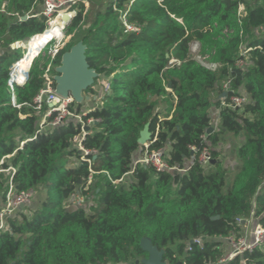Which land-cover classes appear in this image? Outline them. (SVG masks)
Here are the masks:
<instances>
[{
	"label": "trees",
	"instance_id": "trees-1",
	"mask_svg": "<svg viewBox=\"0 0 264 264\" xmlns=\"http://www.w3.org/2000/svg\"><path fill=\"white\" fill-rule=\"evenodd\" d=\"M34 1L0 0V6L5 3L7 13L22 17ZM122 17L136 31L126 32ZM79 21L80 14L66 28L67 36ZM45 22L0 12V161L10 156L0 168L15 170L0 172V210L10 177L18 192L43 188L37 208L24 207L6 218L0 264H141L147 256L142 239L163 250L168 264H216L226 253L224 239L240 235L239 220L253 217L264 226V0H109L101 6L80 40L89 68L110 85L102 106L82 117L99 120L82 143L97 151L88 156L90 166L73 147L80 133L73 118L38 133L47 105L37 111L34 99L43 88L47 61L24 59L26 52L10 47L42 35ZM193 41L200 45L199 57L217 70L192 59ZM75 44L59 50L54 64ZM12 66L19 84L28 72L13 92ZM226 81L248 98L241 109L221 108ZM69 109L78 114L82 105ZM212 109L220 110L219 130L206 134ZM146 125L153 141L149 150H162L166 165L183 172L136 167L124 187V176L144 149L137 140ZM224 133L244 140L229 179L215 150ZM191 147L197 152L191 154ZM204 147L215 159L208 171L197 164ZM88 191L89 209L65 207L71 195L87 197ZM198 239L201 245L194 242ZM225 264H264V245Z\"/></svg>",
	"mask_w": 264,
	"mask_h": 264
},
{
	"label": "built area",
	"instance_id": "built-area-1",
	"mask_svg": "<svg viewBox=\"0 0 264 264\" xmlns=\"http://www.w3.org/2000/svg\"><path fill=\"white\" fill-rule=\"evenodd\" d=\"M81 0H35L30 10L24 15V16H18L17 14H9L5 11V3L0 6V12L4 13L8 16H12L14 19L18 21H24L28 18H45V30L48 28H51L53 23L56 22L58 19L61 20V16L67 14L70 18L67 26L71 23L73 20V17L76 15L77 8L74 7V5ZM74 7V8H73ZM245 16L244 8L242 5H239L237 10V22L239 25H242V20ZM25 17V19H23ZM62 22V21H61ZM122 23L125 27L126 32H132L136 31V28L133 26L127 25L125 18L122 17ZM63 22L61 26V31L63 32ZM66 26V27H67ZM65 27V28H66ZM40 35V34H39ZM38 36V35H36ZM36 36H33L30 38V40ZM29 40V41H30ZM26 41L23 43L17 42L12 44L10 47L11 49H22L24 52L26 50L25 45H29L30 42ZM56 42L55 40H51L45 45L41 46L40 51L38 53L39 57L45 56V52H47V58L48 63L46 65V68L43 71L42 79H43V88L40 91L39 95L34 99V109L37 111H41L43 108V105H47V110L45 113H43L38 133L43 129L45 125L50 127H56L59 125H63L65 120L68 118H73L76 120V122L80 126V133L73 137L72 144L75 149L78 150L80 153V160L83 162H87V164L91 165V160L88 159V156H96L97 151L96 150H87L83 146V141L85 140L86 136L89 134L90 128L99 122V120L96 119H87L84 121L82 119L83 116H86V114L90 113L92 110H95L96 108H100L103 104L104 96L99 95L100 102L99 106H97L95 109H82L81 113H73L70 111V105L73 104L72 98L63 99L56 95L55 93V84L53 81V77L55 75L54 69L59 66L54 64V59L58 53L59 49L57 46L53 45V43ZM192 48V49H191ZM200 49V45L197 41H193L190 45V53L196 52L197 57ZM249 51V50H248ZM240 53H244L242 50ZM237 65L239 67H242L246 65V63L238 62ZM14 66V65H13ZM11 67V71L12 68ZM219 66L217 64H210L209 67H206L212 71L217 70ZM53 70V76H52V70ZM11 71H10V78L8 81V86L10 90L13 92V86L14 85H23L27 81V75L24 80L21 81L20 84L14 83L11 77ZM222 88L224 93L227 96V93L230 92L231 95L228 98V101H224L225 98L221 101V108L222 109H231V110H238L241 109L245 104L248 103V98L244 95L236 94L233 90L230 89V81H226L222 84ZM110 90V85L107 86L105 89L104 94H108ZM94 99H98V94L93 93L91 96ZM102 100V101H101ZM12 104L15 106V101L12 99ZM51 105H54L51 107ZM218 114L220 110H217ZM52 120H49L52 118ZM21 119H24L23 116H20ZM170 118V117H169ZM168 118V119H169ZM211 125L209 128L212 129L211 133L217 132L219 130V117L216 118V120L213 121V117H211ZM162 119H159L161 121ZM208 130V129H207ZM206 130V134H207ZM210 133V134H211ZM203 141H205V136L202 137ZM153 142V141H152ZM152 142H148L144 147L142 153L138 155L132 164V170L126 174L124 177H127L133 173L136 167H153L157 172L162 171H178L183 172V170H178L176 168H169L165 161L163 160V151H151L149 150V146ZM25 142L20 143V149L23 146ZM191 154H194L197 152V149L195 147L190 148ZM6 158H10V156L2 158L0 161V166L4 163ZM221 159V157H220ZM213 162H215V159L211 155V151L208 147H204L200 150L198 157H197V164L198 166L203 169L204 171L210 170ZM188 165H193V160H190L188 162ZM0 172L4 173H10L13 174L15 170L13 168H9L7 170H2L0 168ZM92 181V177L90 176L87 179V184L89 185ZM119 181L114 182V184H118ZM85 192H87V187L84 188ZM34 192L32 191H22L18 192L12 182V178L10 177L8 179L7 183V190L5 194V199L3 206L0 210V230L4 229L5 220L8 217L13 216L19 209L24 207L31 206V203L34 199ZM86 196L82 195L81 193H76L70 196L69 201L71 202V208H82L84 207ZM254 219L253 217L250 218V220H244V224H242L243 220H239L241 225H249L250 222H252ZM195 243L198 245H201L202 240H194ZM224 242L226 244V253L222 259H220L216 264H225L228 261L232 260L236 256H241L245 252H252L253 250L260 249L264 245V226L260 225L259 223H255L251 229L249 237L247 235H244L240 233L239 236H236L234 234L229 235L224 239Z\"/></svg>",
	"mask_w": 264,
	"mask_h": 264
},
{
	"label": "water",
	"instance_id": "water-1",
	"mask_svg": "<svg viewBox=\"0 0 264 264\" xmlns=\"http://www.w3.org/2000/svg\"><path fill=\"white\" fill-rule=\"evenodd\" d=\"M23 19H25V17H23ZM69 20L70 18L67 14L61 16L64 28L67 26ZM85 53L86 46L81 41L77 42L68 52H65L61 56L59 66L54 69L55 75L53 81L56 95L63 99L71 97L73 103L76 105H82L85 101L89 100V98L84 97L85 92L95 84V81L99 77L95 70L89 68ZM166 90L171 91L170 83L166 85ZM225 95L226 94H222L219 98H223ZM52 106L54 105H51V107ZM211 131L212 129L208 128L207 134H210ZM150 139L151 133L149 131V125H146L140 132L137 142L139 146L142 147L145 146ZM244 222L243 220L242 224H244ZM139 245L141 250L147 255L146 258L141 260V264H167L163 259L164 251L157 249L148 239H142ZM136 263H138V261Z\"/></svg>",
	"mask_w": 264,
	"mask_h": 264
},
{
	"label": "rangeland",
	"instance_id": "rangeland-1",
	"mask_svg": "<svg viewBox=\"0 0 264 264\" xmlns=\"http://www.w3.org/2000/svg\"><path fill=\"white\" fill-rule=\"evenodd\" d=\"M108 2H109V0H81L80 2L76 3L74 5V7L78 8V10L76 11V15L73 17V20L77 17V15L80 14L79 23L74 28L73 32L69 36H67L66 35V28L71 25V23L73 21L72 20L71 23L66 28H64V30L62 32V34H63L62 40L54 42L53 45L57 46L59 49L60 48L63 49L70 42H73L74 44L79 42L81 40L83 34L90 27L91 21L93 20L96 11L98 9H100L101 6L106 5ZM80 4L83 6V8H81V9H80ZM119 20H121V17ZM20 52L23 53V50L20 49ZM25 52H27V51H25ZM47 56H48L47 52H45V56L40 55L35 60L40 59V65H42L46 61L48 63V60H46ZM191 57H192V59L196 60L198 63H200L204 67H209L211 64V63H209V61L207 59H203L201 57L198 58L196 52H194V53L192 52ZM26 58H28V56H26V57L24 56V59H26ZM53 75L54 74H53V70H52V76ZM108 85H109V79L108 78H105L104 76L99 77V79L92 86V93H87L84 95V97L89 98V100L85 101V103L82 104V109H95L97 106H99L98 104H99L100 99H101L99 97V95L102 94V96H104V97L107 95V94H104V92H105V89L107 88ZM93 93L98 94V99H94L93 97H91L93 95ZM237 142L240 143V141L238 140V136H235V135L230 134V133H224L220 137V142L218 143V145L215 148L219 149V153H221L222 151L225 152L227 155V158H232L235 155V152H236L237 147H238ZM236 168H238L237 164L235 166H233V168L228 167L227 179H229V175L232 172H234L236 170ZM7 174H10V173H7ZM128 183H129V177L127 176V177H125V179H123L121 184H123L124 187H127ZM33 194H34V199L31 203V207L37 208L40 205L41 199L43 197V188L40 186L39 188H37L34 191ZM92 198H93L92 192L88 191L87 197H86L85 202H84V208L85 209H89V206H91L93 204ZM65 207H67V208L72 207L71 202L69 200H67ZM248 220H250V219H248ZM255 223H256V221L253 220L252 222H250L249 225H241L240 233L247 235L249 237L251 229ZM225 247H226V244H225ZM166 263L168 264V262H166Z\"/></svg>",
	"mask_w": 264,
	"mask_h": 264
},
{
	"label": "bare ground",
	"instance_id": "bare-ground-1",
	"mask_svg": "<svg viewBox=\"0 0 264 264\" xmlns=\"http://www.w3.org/2000/svg\"><path fill=\"white\" fill-rule=\"evenodd\" d=\"M62 22L60 19H58L56 22L53 23L51 28L46 29L42 35L38 36V37H34L32 38L29 42V45H25L24 48H26L25 51V57L28 56V58H32L33 61L37 58L38 53L40 51L41 46L45 45L46 43H48L51 40H55V41H60L63 38V34L61 31V25ZM25 53V52H24ZM32 61V62H33ZM32 64V63H31ZM14 68H12L11 71V77H12V72H13ZM14 83L19 84L16 80H14L12 78Z\"/></svg>",
	"mask_w": 264,
	"mask_h": 264
},
{
	"label": "crops",
	"instance_id": "crops-1",
	"mask_svg": "<svg viewBox=\"0 0 264 264\" xmlns=\"http://www.w3.org/2000/svg\"><path fill=\"white\" fill-rule=\"evenodd\" d=\"M211 113H212L213 121L216 120V118L218 117V111L216 109H212ZM238 140L240 141V143L237 142V146L239 147L244 142V140L241 137H238ZM215 150L217 152H219V149L215 148ZM220 157H221V161H222L223 165L226 168H228V167L233 168V166H235L237 164V160L235 158V155L232 158H227L226 153L222 151L220 153Z\"/></svg>",
	"mask_w": 264,
	"mask_h": 264
}]
</instances>
